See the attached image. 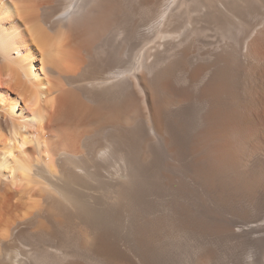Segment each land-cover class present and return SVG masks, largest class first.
Instances as JSON below:
<instances>
[{"label":"bare ground","instance_id":"1","mask_svg":"<svg viewBox=\"0 0 264 264\" xmlns=\"http://www.w3.org/2000/svg\"><path fill=\"white\" fill-rule=\"evenodd\" d=\"M221 240L264 264V0H0V264Z\"/></svg>","mask_w":264,"mask_h":264},{"label":"rangeland","instance_id":"2","mask_svg":"<svg viewBox=\"0 0 264 264\" xmlns=\"http://www.w3.org/2000/svg\"><path fill=\"white\" fill-rule=\"evenodd\" d=\"M219 242L218 248L220 250H218L220 255L213 264H257V258L255 256L256 249L253 248L251 242L250 247H246L245 244H238L236 242H228L224 240Z\"/></svg>","mask_w":264,"mask_h":264}]
</instances>
